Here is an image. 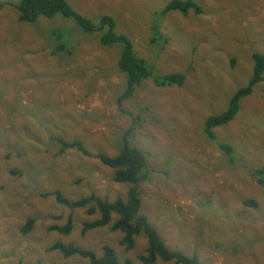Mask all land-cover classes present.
I'll list each match as a JSON object with an SVG mask.
<instances>
[{"label": "rangeland", "instance_id": "rangeland-1", "mask_svg": "<svg viewBox=\"0 0 264 264\" xmlns=\"http://www.w3.org/2000/svg\"><path fill=\"white\" fill-rule=\"evenodd\" d=\"M169 1L69 0L86 17L113 16L117 30L158 72L188 71L183 86L146 80L122 104L118 48L76 31L61 14L30 24L19 21L11 4L0 8V264H90L51 251L58 241L99 256L109 245L120 261L140 264L137 257L148 246L144 235L129 251L120 244L122 233L109 226L82 235L83 222L99 214L72 212L55 195L43 196L59 190L70 200L93 193L126 198L128 185L113 180L112 168L75 149L62 153L53 137L81 140L93 154L114 157L129 128L131 144L148 157L141 212L168 248L197 255L201 264H264V186L249 175L264 165V81L241 100L234 120L215 128L219 140L236 148L234 159L204 134L206 119L248 84L252 54L264 53V0H195L201 15L174 11L164 18L161 30L170 40L161 47L152 42L153 13ZM59 29L72 30L69 57L52 53L51 35ZM249 199L258 207L244 205ZM70 213V234L50 229L65 225ZM29 218L33 229L23 234Z\"/></svg>", "mask_w": 264, "mask_h": 264}, {"label": "trees", "instance_id": "trees-1", "mask_svg": "<svg viewBox=\"0 0 264 264\" xmlns=\"http://www.w3.org/2000/svg\"><path fill=\"white\" fill-rule=\"evenodd\" d=\"M12 5L18 12V19L21 22L37 23L39 17L53 18L58 14L74 21L76 31L86 35H95L99 43L108 48H118V68L124 76V90L118 96V103L133 98L136 91L146 80H152L157 87H181L186 81V72L160 73L156 66L148 59L141 57L135 50L133 40L125 33L117 30L118 24L115 18L108 14H100L94 18H89L79 13L70 4L69 0H20L19 3H0V8ZM180 12L188 15L194 12L201 15L204 12L203 6L195 0H170L164 7L153 13L152 33L153 43H158L161 47L169 43L170 38L161 30V23L170 12ZM72 30H70L71 32ZM67 29L53 31L51 37L56 42L52 53L54 55L61 52L67 53L69 57L74 51V47L68 45V40L72 33ZM254 69L247 85L239 88L231 97L229 106L219 114L209 116L204 125L205 136L215 142L225 154L234 159L236 148L219 140L215 128L225 125L235 119L241 109V100L252 94L254 86L264 81V53L254 52ZM233 65L235 60L232 61ZM133 128H129L120 144L119 153L110 157L105 153L93 154L81 140H66L61 136L53 137L60 144V151L63 153L67 149H75L85 156L98 158L105 166L114 170L113 180L116 183L128 185L126 198L117 197L111 201L102 198L95 193L78 200H70L59 190L44 193L43 196L55 195L58 203L68 207L70 210L76 208L86 209L90 216L99 214V218L86 220L83 222L82 235L88 231L110 227L111 231H120L122 238L120 244L126 251L136 246V239L144 235L148 241L145 253L138 255L140 264H156L158 260L163 262H175L176 264H201L197 255L188 256L179 251L168 248L157 229L149 223L148 216L141 212L142 200L140 186L149 179L148 157L140 148L131 144ZM249 175L253 180L264 186V165L250 169ZM244 205L257 208L255 200H244ZM113 215H117L113 222ZM35 219L29 218L21 231L23 234L29 233L34 226ZM74 227L73 215L69 214L65 225H53L51 230L61 234H70ZM103 254L97 255L93 250L83 249L80 246L58 241L50 247L51 251H58L68 258L74 255L87 258L90 264H135L131 259L120 261L114 249L109 245L103 246Z\"/></svg>", "mask_w": 264, "mask_h": 264}]
</instances>
